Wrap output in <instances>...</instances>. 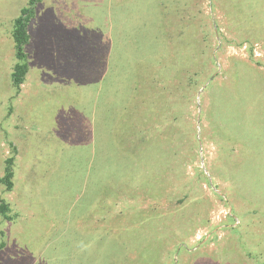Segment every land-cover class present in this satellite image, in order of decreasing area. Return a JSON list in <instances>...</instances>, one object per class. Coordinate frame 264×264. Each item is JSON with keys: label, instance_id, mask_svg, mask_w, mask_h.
Segmentation results:
<instances>
[{"label": "rangeland", "instance_id": "obj_1", "mask_svg": "<svg viewBox=\"0 0 264 264\" xmlns=\"http://www.w3.org/2000/svg\"><path fill=\"white\" fill-rule=\"evenodd\" d=\"M27 2L0 0V264H264V0H40L17 91Z\"/></svg>", "mask_w": 264, "mask_h": 264}, {"label": "trees", "instance_id": "obj_2", "mask_svg": "<svg viewBox=\"0 0 264 264\" xmlns=\"http://www.w3.org/2000/svg\"><path fill=\"white\" fill-rule=\"evenodd\" d=\"M40 0H28L27 5L20 10V14L13 19L12 22V38L14 41L15 45V50H16V58L18 59V62H16L12 68V73H11V79H12V84L15 86L16 90H20L21 84L24 82L26 73L28 72V61H27V54L23 50L24 46L28 43L29 41V33H28V25L30 20L35 14V5L37 2ZM196 48V46L194 47ZM195 50V49H194ZM180 51V49L178 50ZM186 56L185 53L179 55V52L176 51L174 54L170 55L168 58H165L164 60H161V67L159 68V73H158V83L161 85V89L164 92L169 91V87L167 88L168 82L171 79H174L177 81L176 89L181 93V95L185 96L187 90V86L191 85H197L199 84V77L203 75L200 73V68L196 70H192V66L190 65L191 68H188L184 64V58ZM198 56V55H197ZM172 64L176 67V70L171 73L172 71ZM156 81V80H155ZM157 82V81H156ZM186 85V86H185ZM199 86V85H198ZM196 86H192L194 91ZM157 94V92H155ZM165 97V96H164ZM177 98L175 97V100L172 101L168 106H169V115L172 117L171 122L177 120V113L179 110L182 108V104L179 103L176 100ZM183 103V102H182ZM167 106V107H168ZM155 108H153L154 110ZM183 109V108H182ZM162 110V108H161ZM151 113H156L155 111H148L146 120H145V126H143V129L140 130L142 132V135L145 133V136L148 134L149 131L155 132V129L159 128V123L161 120H164V115L163 113H159L156 115L154 119H150L149 115H152ZM166 116L167 113L165 114ZM167 120V119H166ZM168 121V120H167ZM145 127V128H144ZM146 139H148V136H146ZM12 147V152L11 155L4 160V169H3V174L0 177V183L4 185L5 190L11 191L13 188V165H14V159H15V154H16V149L13 145ZM129 161H132V158L129 159ZM9 210L8 205L3 202L2 200L0 201V214L4 219L9 220L11 217L7 213ZM4 243H0V247Z\"/></svg>", "mask_w": 264, "mask_h": 264}, {"label": "crops", "instance_id": "obj_3", "mask_svg": "<svg viewBox=\"0 0 264 264\" xmlns=\"http://www.w3.org/2000/svg\"><path fill=\"white\" fill-rule=\"evenodd\" d=\"M24 80H25V79H24ZM24 83H25V82H23V83L21 84L20 89L24 87Z\"/></svg>", "mask_w": 264, "mask_h": 264}]
</instances>
